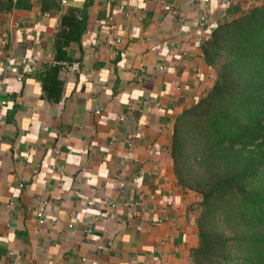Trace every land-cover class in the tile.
Returning <instances> with one entry per match:
<instances>
[{
    "label": "crops",
    "instance_id": "crops-1",
    "mask_svg": "<svg viewBox=\"0 0 264 264\" xmlns=\"http://www.w3.org/2000/svg\"><path fill=\"white\" fill-rule=\"evenodd\" d=\"M223 1L0 13V264H192L201 197L175 177L174 123L214 83L212 31L264 3Z\"/></svg>",
    "mask_w": 264,
    "mask_h": 264
},
{
    "label": "trees",
    "instance_id": "trees-1",
    "mask_svg": "<svg viewBox=\"0 0 264 264\" xmlns=\"http://www.w3.org/2000/svg\"><path fill=\"white\" fill-rule=\"evenodd\" d=\"M204 56L214 83L177 116L170 151L201 197L192 264H264V3L218 24Z\"/></svg>",
    "mask_w": 264,
    "mask_h": 264
},
{
    "label": "built area",
    "instance_id": "built-area-1",
    "mask_svg": "<svg viewBox=\"0 0 264 264\" xmlns=\"http://www.w3.org/2000/svg\"><path fill=\"white\" fill-rule=\"evenodd\" d=\"M207 2L208 0H204ZM224 7L229 8L230 7V2L229 0L223 1ZM206 21V18L204 16L201 17V22L204 23ZM61 66L63 68L69 70V71H77L79 69V64L78 63H61ZM37 216L41 219L43 217V211H40Z\"/></svg>",
    "mask_w": 264,
    "mask_h": 264
}]
</instances>
